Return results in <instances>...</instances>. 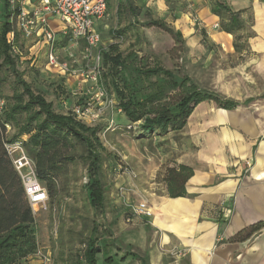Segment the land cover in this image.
<instances>
[{"label": "crops", "instance_id": "0c3cea01", "mask_svg": "<svg viewBox=\"0 0 264 264\" xmlns=\"http://www.w3.org/2000/svg\"><path fill=\"white\" fill-rule=\"evenodd\" d=\"M127 1L119 0L120 5H116L111 14V17L120 20L118 25L122 29L127 28L126 25H142L155 30L156 27L149 28L146 25L159 21L180 33L182 41L185 28L190 33L195 31L182 25H192L198 30L214 31L215 35L208 34L226 51L230 49L229 37L236 30L233 33L221 32L219 25L224 24L222 17L212 12L216 4L224 5L239 16L240 28L242 25H253L251 29L255 35L249 41L253 49L255 45L259 47L261 54H251L248 61L258 58L264 61V0H214L212 6L209 0H142L141 5L137 4V0H130L134 4L124 7ZM138 13L145 20L140 19ZM148 14L150 18L146 16ZM193 14L199 24L193 20ZM7 16L8 5L6 0H2L0 23ZM51 26L57 32L62 28L55 21L51 22ZM99 27L96 25L102 38ZM102 27L109 30L106 23ZM159 31L170 35L161 29ZM15 38L25 50L23 61L29 59L35 62L44 57L47 63L46 46L42 40L26 41L18 32ZM200 38L196 34L193 43H199ZM110 42L109 47H105L102 40L103 53L112 48L116 51L120 49L118 43ZM59 43V53L64 55L61 57L60 53L62 61L66 60L69 51H79L67 40L63 39ZM58 74L79 81L78 84L81 81L79 77ZM75 92L73 90L72 95L77 98L76 104H79L81 101L74 95ZM111 97L115 105L104 109L103 119L99 122L107 126L105 134L113 132L119 124H132L120 109L117 95L113 92ZM222 97L238 102L239 106L227 111L214 103L200 104L184 129L188 137L187 144L173 140L171 152L148 155L147 158L138 149H133L130 161L136 164L133 178L119 177L121 181L117 190L119 193L121 189L125 192L123 195L117 192L122 197L121 201L126 203L131 200L133 206L145 205L148 215L134 217L133 220L136 219L130 226L133 229H122L118 244L123 249L130 247L141 258H147V264H264V229L250 239L237 240L250 226L264 221V95L244 100ZM260 102V111H254L253 106ZM65 105L69 106L68 103ZM73 106L70 107L71 111ZM119 149L124 151L121 147ZM140 158L146 159L147 164L141 166L138 161ZM177 165L191 166L195 173L187 184V195L171 199L163 179L166 170ZM116 202L119 203V200L116 199ZM128 259L124 262L121 259L120 264H131ZM31 260L29 264H49V259ZM133 261L135 263L132 264H142L141 261Z\"/></svg>", "mask_w": 264, "mask_h": 264}, {"label": "trees", "instance_id": "16d2710c", "mask_svg": "<svg viewBox=\"0 0 264 264\" xmlns=\"http://www.w3.org/2000/svg\"><path fill=\"white\" fill-rule=\"evenodd\" d=\"M212 12L219 17L225 13L230 15L228 23L223 24L226 33H233L240 28L239 16L230 8L216 4ZM7 18L8 16L2 22L0 30V72L3 67L9 68L16 84L22 88L29 101L25 105L22 103V97H17L16 104L9 107L7 105L6 108L4 106L0 110V264H21L37 252L35 218L21 179L3 147L4 141L13 142L19 139L25 141L27 154L35 163L37 177L46 188L51 202H54L59 194L58 179L66 175L70 165L80 160L87 167L85 202L94 214L92 220L87 219L92 226L83 244V252L73 256L72 264H120L111 257L113 250L125 253L122 262L130 258L147 264V258H141L133 253L130 247L123 249L118 244L116 233L112 231L116 222L112 220L106 225L107 207L109 210L112 208V203L108 201L111 187L104 180L102 151L106 149L98 136V129L84 125L72 115L56 114L52 104L32 90L17 69L18 60L10 53L8 36L13 28ZM146 26L159 28L181 42V34L164 23L152 21ZM121 34L122 31L112 32L114 37ZM112 53L111 50L103 53V61L110 68L112 92L117 95L120 109L127 119L132 124L139 123L142 139L182 132L195 108L202 103H214L227 111L235 110L239 106L234 100L199 88L187 76H180L160 66H137L135 55L123 57L122 54ZM129 61L131 63L128 64ZM150 78L156 80L147 85ZM2 85L3 82L0 81V92ZM33 106L39 109L36 114L44 117L41 122L34 125L36 118L28 117L23 124L15 123L16 116L28 114ZM5 124H10L13 130L7 131ZM77 147L83 150L79 156L73 153ZM194 173L195 169L187 165L168 168L163 179L168 196L171 199L185 197L187 184ZM99 216L104 219V227L97 223ZM129 216L131 217L126 220L133 221L132 213ZM102 228L105 232L101 231ZM263 229L264 221L258 222L241 233L237 240L250 239ZM100 256L103 258L102 262Z\"/></svg>", "mask_w": 264, "mask_h": 264}, {"label": "rangeland", "instance_id": "374dc122", "mask_svg": "<svg viewBox=\"0 0 264 264\" xmlns=\"http://www.w3.org/2000/svg\"><path fill=\"white\" fill-rule=\"evenodd\" d=\"M213 1L209 0L208 3L212 6ZM142 2V0H137L138 5H141ZM133 4V2L128 0L123 5L125 7ZM116 5H120L119 0H108L110 17L105 19V22L96 23L97 26H101L99 31L102 34L105 47H109L111 44L110 40L113 41V44L118 43L120 46V49L115 52L111 49L113 55L121 53L124 57H127L133 53L137 55V58H135L137 66H162L180 76H188L199 88L221 96L244 100L245 98L264 95V61H259V58L256 61H248L251 59V54H261L257 45L254 46V49L251 46L250 41L253 40L251 38L255 35V32L251 29L253 25H242V28L230 35V49L225 51L217 44L214 37H211V35H215L214 31L198 30L192 25H182L183 27H191L195 31L190 33L185 28L183 30V33L185 32L183 34L184 40L181 42L156 28L153 30L147 29L142 25H126L128 27L122 29L118 25L120 20L116 19V17H111ZM120 16L122 17V14ZM138 16H140V19H144L142 14L138 13ZM146 16L150 18L151 15L148 14ZM133 17L135 18V16ZM229 19V14L225 13L222 15V23L227 24L226 21ZM105 23L109 30L103 29L102 25H105ZM219 26L222 32L224 25ZM1 29L2 23H0ZM115 30L122 31L118 39H115L111 34L112 32H109ZM196 34L201 37L197 44L192 41ZM58 45L60 48L61 43ZM28 55L30 57V54ZM63 56L61 53V57ZM101 65L103 83L109 92V97L112 99L111 74L103 60ZM17 69L22 73L24 80L31 86L32 90L36 94L42 95L48 103L52 104V109L56 114L71 113L70 107L75 105L77 101L72 92L78 88L79 81L59 75L57 71L48 66L44 57L36 59L35 62L29 59L23 62L19 61ZM0 73V81L3 82L0 101L5 102V108L7 105L9 107V105L16 104L17 97H22V103L26 105L29 99L23 94L22 88L16 84L11 70L3 67ZM105 75H108V77H105ZM149 82L154 83L155 78H150L147 85ZM65 103H68L69 106L67 107ZM261 103L253 106L254 111H260ZM37 110L39 109L33 106L28 114L16 116L14 119L15 123L23 124L28 117H35L36 122H34V125L38 124L44 117L36 114ZM83 124L98 129V136L106 149L102 151L103 172L106 184L111 187L108 201L112 203L110 210L107 207L108 220L106 225L112 220L114 223L116 222V226L112 231L116 233L115 239L119 243L122 229H133L130 226L133 225V221L136 219L131 222H128V219L126 220L127 217H131L129 215L132 213L131 209L134 204L131 200L126 203L121 201V195L117 194V192L119 193L117 186L120 185L121 181L119 177L133 178V168L136 167V164L134 165L130 162L132 160L131 157H133V149L134 151L138 149L146 158L148 155L166 154L172 151L171 141L179 140L187 144L188 137L183 130L180 133H169L167 136L155 135L142 139L139 123L119 124L116 128L113 126L115 128L113 132L110 131L106 134V125L99 123ZM119 147L124 151L119 149ZM73 153L79 156L83 153V150L77 147L76 150H73ZM138 161L141 166L147 164L146 159L140 158ZM87 182V167L79 160L69 166L66 175L58 179L59 194L56 200L51 202L49 198L46 210H32L36 223L35 239L37 251H42L45 257L49 259V264H72L73 256L81 255L83 252V244L88 238L92 226L87 219L90 218L92 220L94 214L85 202L84 187ZM116 199L119 200V203L116 202ZM126 213H129V215ZM97 220V223L104 227V219L99 216ZM101 231H104V229L102 228ZM32 255L26 261H22V263H31ZM124 255V252L117 253L116 250H113L111 257L121 263ZM102 259L100 256L101 262ZM128 260L130 263H135L131 259Z\"/></svg>", "mask_w": 264, "mask_h": 264}, {"label": "built area", "instance_id": "2783aa9c", "mask_svg": "<svg viewBox=\"0 0 264 264\" xmlns=\"http://www.w3.org/2000/svg\"><path fill=\"white\" fill-rule=\"evenodd\" d=\"M6 2L7 20L13 28L8 38L11 55L18 61L24 60V51L15 38L17 32L26 41L42 40L46 46L48 66L60 74L81 79L74 93L80 98L81 103L73 108L71 115L82 123L101 122L104 109L115 105L103 83L102 38L96 28L97 22L109 18L108 0H6ZM190 6L193 7L192 4ZM192 18L199 24L194 14ZM52 21L61 25L60 31L52 28ZM217 27L218 25L215 26ZM63 39L79 48V58L77 53L69 51L66 60H61L58 44ZM4 106L5 102L0 101V110ZM4 126L7 131L12 129L10 124ZM3 147L21 179L31 209L46 210L49 196L37 177L35 163L27 154L25 141L23 139L4 141ZM120 193L123 195L124 190L121 189ZM131 211L133 217L148 215L145 205L133 206ZM128 222L131 220L128 219ZM33 258L48 261L41 250H38Z\"/></svg>", "mask_w": 264, "mask_h": 264}]
</instances>
